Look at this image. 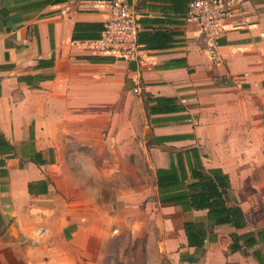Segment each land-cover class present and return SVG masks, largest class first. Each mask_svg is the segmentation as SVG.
Wrapping results in <instances>:
<instances>
[{
	"label": "crops",
	"instance_id": "1",
	"mask_svg": "<svg viewBox=\"0 0 264 264\" xmlns=\"http://www.w3.org/2000/svg\"><path fill=\"white\" fill-rule=\"evenodd\" d=\"M41 1L0 0V264H90L102 249L117 213L133 208V197L118 205L114 169L98 166L132 161L130 110L122 102L133 92L173 97L185 108L149 117L143 108L153 135L173 137L156 144L157 153L148 159L155 164L154 180L155 170L167 167L176 152L195 147L206 168L228 175L229 196L246 219L244 228L214 227L202 248L188 246L184 222L205 225V210L161 204L155 185L156 202L172 208L180 224L175 263L260 264L255 251L264 255L262 240L229 249L232 232L256 237L264 228L250 220L233 193L235 172L228 163L235 159L222 155L206 166L197 139L207 136L213 147L224 141L222 149L234 148V140L237 147H264V0H237L213 58L197 23L183 16L190 0H122L135 6L142 30L174 33L169 46L141 48L134 61L91 49L99 37L72 39L76 23L103 28L109 0L39 6ZM118 129L126 141L118 133L112 137ZM257 155L251 159L261 162ZM75 163L92 168L76 170Z\"/></svg>",
	"mask_w": 264,
	"mask_h": 264
},
{
	"label": "rangeland",
	"instance_id": "2",
	"mask_svg": "<svg viewBox=\"0 0 264 264\" xmlns=\"http://www.w3.org/2000/svg\"><path fill=\"white\" fill-rule=\"evenodd\" d=\"M138 96L142 94L133 92L132 97L123 99L122 102L123 107L130 110L128 153L132 161L126 162L118 159L119 162L113 165H98L114 169L112 182L118 192V205L126 202V198L133 197L132 201L129 200L133 208L130 211L120 210L117 213L109 236L104 238L102 249L88 259L90 264H176L173 255L177 247L175 240L180 234V224L174 217L176 212L170 207L158 204L154 197L155 164H149L148 159L153 158V153H157L155 149L158 148L152 143V126L145 118L143 105L138 100ZM194 119L197 121L198 116L194 115ZM118 124L121 125L122 122ZM195 125L197 123L193 122V126ZM117 133L119 141L124 142L128 138L120 129L114 132L112 137L116 135L117 139ZM209 134H218V131ZM203 135H206V132ZM205 138L207 141L201 140V137L197 139V143L200 140L199 145L204 164L206 166L217 164L216 161L220 160L222 155L227 159H235L228 163V166L235 172L233 193L239 196L250 220L257 225H264V159L261 162H254L251 159V156L255 154L264 157V147L261 149L237 147L238 142L234 140L232 142L234 148L222 149L219 145L224 141L216 142V146L213 147V140L209 142V138L207 136ZM108 139L111 143H115V140H110V137ZM187 146L189 145L180 144L179 148ZM83 150L88 152L90 149ZM105 152L109 153L105 149L104 155ZM72 166L76 170L80 168L86 172L92 168V164L89 163L79 165L75 163ZM245 172L246 175L242 177Z\"/></svg>",
	"mask_w": 264,
	"mask_h": 264
},
{
	"label": "trees",
	"instance_id": "3",
	"mask_svg": "<svg viewBox=\"0 0 264 264\" xmlns=\"http://www.w3.org/2000/svg\"><path fill=\"white\" fill-rule=\"evenodd\" d=\"M61 0H42L39 6L60 2ZM190 2V1H189ZM189 2L184 10V18L188 10ZM102 27L94 23H76L72 39L98 38ZM174 33L166 29L154 31H138L137 43L142 49H161L170 45ZM113 57V56H111ZM93 59L91 57H86ZM101 56L97 59H107ZM143 108L147 117L152 114L173 113L184 111V106L176 102L173 97H156L148 93L142 94ZM173 137L152 136V143L160 144ZM150 146V143L148 144ZM155 185L157 201L161 204H172L181 207L183 211L205 210L206 224L202 222H184V232L188 246L202 248L207 236L213 232V228L219 225H230L235 229L244 228L246 219L242 208L232 202L229 191L231 184L229 177L220 168H206L200 159L195 147L186 149L184 153L176 152L171 157L167 167H159L155 170ZM230 251H237L242 247L264 241V228L256 233L247 235L230 234ZM242 240V241H241ZM260 264H264V255L255 251Z\"/></svg>",
	"mask_w": 264,
	"mask_h": 264
},
{
	"label": "built area",
	"instance_id": "4",
	"mask_svg": "<svg viewBox=\"0 0 264 264\" xmlns=\"http://www.w3.org/2000/svg\"><path fill=\"white\" fill-rule=\"evenodd\" d=\"M107 8L108 15L100 37L92 42L91 49L115 59L136 60L141 51L137 43L141 23L135 6L122 0H109ZM237 8V0H190L186 18L197 23L210 57H216L217 40L224 30L223 23ZM60 13L64 14L65 9H61Z\"/></svg>",
	"mask_w": 264,
	"mask_h": 264
}]
</instances>
